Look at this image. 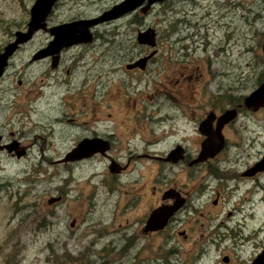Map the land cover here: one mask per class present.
Returning <instances> with one entry per match:
<instances>
[{"label": "flooded vegetation", "instance_id": "obj_1", "mask_svg": "<svg viewBox=\"0 0 264 264\" xmlns=\"http://www.w3.org/2000/svg\"><path fill=\"white\" fill-rule=\"evenodd\" d=\"M238 3L242 7L240 0L235 4ZM156 6L164 9L159 12L164 16L166 29L173 26L179 34L184 27L197 25L204 31V49L208 51L216 44L218 51L215 55L222 53L224 56L229 38L218 37L217 34L228 25L224 18L230 12L236 13L231 11V0H163L155 2L146 11H141L140 6L108 21L122 20L117 27H128L129 31L136 32L133 41L124 47L117 45L120 50L113 57L108 55L110 53L106 48H101L102 44L108 43L106 38L100 46L95 43V26L92 28V42L63 48L54 66L50 56L30 60L33 53L46 44L35 48L27 59L25 65L48 63L41 87L47 84L51 94L59 96L58 106L54 105V108L60 114L53 117L48 133L33 136V141L39 137L49 140L50 145L56 140L57 154L44 157L50 165L58 164L66 172L61 176L58 174L60 171H51V182L58 184L55 186L57 196L51 197L60 199L47 203L56 206L62 202L67 195L71 173H86L80 182L86 188L82 191L86 204L93 208L98 204H111L115 211L112 219L117 215H127L124 219L126 225L132 222L130 230L111 237L115 264H122L123 260L127 264H197L200 258L209 257L211 252H217L224 264H250L264 250V224H256L262 218L260 204L264 202V170H252L264 156V148L256 147L262 126L250 121L249 116L260 113L264 107L250 109L245 106L244 99L264 81V69L260 70L261 78L246 95L233 97L229 73L221 59H216L222 62L216 69L214 56L211 58L208 53L204 57L206 67L200 66L198 59L184 58L182 61L178 58L177 42L187 36L159 43L158 32L153 27L156 30V45L150 47L138 43V31L152 27L145 22V17ZM192 18L195 19L193 24ZM263 41L264 38L258 45L264 57ZM77 47L83 50L70 53ZM187 48L183 45V49ZM21 49L22 45L16 52ZM152 51L153 55L144 63L132 66ZM89 52L99 56H95L92 64L85 59ZM188 55L189 52H184L183 56ZM11 61L0 78V85L12 75L9 73ZM210 62L213 69L208 73ZM20 71L16 69L13 72L16 74L13 76L15 87L10 86L6 90L1 86L0 90L7 92L15 89L14 97H18V86L23 83ZM212 80H215V86L211 84ZM13 103L18 114V98ZM23 109L27 110L26 107ZM226 110H234L235 114L221 127L223 148L214 156L199 161L201 142L206 138L199 126L207 119L209 127L215 130ZM56 123L60 126L54 128ZM22 140V135H18V126L8 136L0 132V153L22 158L28 154L30 147ZM86 140L88 144L83 148V156L66 160L67 155ZM218 173H223V177ZM2 174L0 198L3 193L7 197L16 195L17 199L14 218L8 220L11 223V220L18 221V188L6 179L5 173ZM213 177L221 180V193L209 183L208 179ZM207 190L214 195L212 203L217 205L222 199L225 208L224 232L221 235L197 232L199 198ZM124 196H127L125 202L120 200ZM175 204L176 208L162 226L163 219L152 224L156 226L147 227V221L156 209ZM201 215L209 217L206 211ZM80 220L86 221L85 218ZM75 222L73 219L70 225L74 226ZM94 223L87 221L83 225ZM45 224L51 230L57 225L51 221ZM8 236L17 246L18 222L9 228ZM7 240V237H0V241ZM215 241L220 243L217 247H213ZM180 248L185 253L184 259H180ZM246 253L249 254L244 259L242 255ZM11 259L18 264V251ZM9 260L0 255L1 264Z\"/></svg>", "mask_w": 264, "mask_h": 264}, {"label": "rangeland", "instance_id": "obj_2", "mask_svg": "<svg viewBox=\"0 0 264 264\" xmlns=\"http://www.w3.org/2000/svg\"><path fill=\"white\" fill-rule=\"evenodd\" d=\"M33 1L0 0L1 48L12 40L14 31L25 29L29 19V8ZM119 1L58 0L47 22L48 25H52L78 18L93 17L101 13L102 9L109 8ZM237 1L231 0V11H236V13L230 12L224 18L228 25L217 34L218 37L229 38L224 56L222 53L219 56L215 55L218 51L216 44L208 48V51L204 49L202 45L204 31L197 25L193 28L184 27L179 34L176 33L173 26L166 29L163 23L164 16L159 12L164 9L159 6L152 9L151 13L145 17V22L157 30L159 43L173 42L176 37L187 36L185 40L177 42V55L179 59L182 58V61L184 58L198 59L199 65L206 67L204 64L207 62L204 57L208 53L211 58L214 56V68L218 69V64L223 62L229 73L230 92L233 97L246 95L254 87L256 81L261 78L260 70L264 69V57L260 45H258L264 38L261 36L264 34V0H240L242 7L239 6V3L235 4ZM194 20V18L191 19L192 24ZM121 21L99 24L95 28V43L100 46L102 42H105L103 38H106L109 44L104 43L101 48H106L110 57L116 55L120 47H124L126 43L135 39L136 32L129 31L128 27L116 26ZM16 24H21V26L16 27ZM8 32H12V36H9ZM50 39L51 36L48 32L42 30L36 32L27 44L22 45L20 52L13 55L9 69V73L12 75L0 85V87H6V90L10 86L15 87L14 77L16 74L13 72L16 69L21 70L20 74L23 75L19 76L23 83L18 86V97H14L17 92L15 89L7 92L0 90V132L8 136L9 132L15 131L18 126V135H22V142L30 144L28 154L20 159L0 153L1 175L5 173L6 179L11 180L18 188V221L11 220V223L8 221L10 218H14V209L17 207L16 195L7 197V194L1 193L0 237H7L11 241L8 236L9 228L14 227L18 222V244L16 246L14 241H11L12 243L8 240L0 241V255L9 260L15 258L18 251V264H115L112 250L114 241L111 237L112 235L115 237L119 232L130 230L129 225L132 222H128L126 225L124 219L127 215H117L115 219H112V214L115 211L111 208V204L106 206L98 204L95 208L86 204L83 198L86 188L80 183L86 173H71L66 188L67 195L63 197L62 202L56 206L47 203L49 197L57 196L55 186L58 184L51 182V171L54 169L60 171L58 174L61 176L66 175V172L58 164L50 165L51 163L44 157V155L49 157L53 153L57 154L56 140L50 145L49 140L39 137L33 141V136L48 133L53 117L60 114L58 109L54 108V105L58 106L59 96L52 95L51 88L47 84L41 87V79L46 78L43 73L46 74L49 67L46 61L30 65H25V63L35 48L47 44ZM121 44L122 46H120ZM117 45L120 47L117 48ZM183 45H187L188 48L183 49ZM82 50L77 47L70 53ZM92 51L95 52L94 49ZM184 52H189V55L184 57ZM95 56L99 57L96 53L94 56L91 52L86 54L87 63H94L92 60L95 59ZM117 56L120 57L121 54L118 53ZM216 59H221L222 62H218ZM212 64L210 62L207 66L208 73L213 69ZM204 76L207 78V75ZM46 81L47 79L44 80V83ZM211 82L215 86V80ZM15 98H18V114L15 103H13ZM23 107H26L27 110ZM33 109L36 110L33 111ZM249 118L250 121H255L262 126L261 136L256 147L264 148V108L260 113L250 115ZM59 126L57 123L53 124L54 128ZM218 175L223 177V173H218ZM179 177L182 178L181 175ZM17 180L18 182H16ZM208 181L211 185L216 186L221 193L223 188L222 184L220 188L221 180L213 177ZM126 199L127 196H124L120 200L125 202ZM199 199L197 232L221 235L224 232L223 222L225 221V208L222 199L219 204L214 205L212 203L214 195L211 190H207ZM205 211L209 217L201 215ZM260 211L262 218L256 223L257 226L264 224V202L260 204ZM81 218H85V222L95 221L96 223L84 226L85 222H82ZM73 219L76 222L74 226H71L70 223ZM194 219H196V215ZM48 221L57 223L54 230L45 224ZM119 224L122 226L120 227ZM55 236L59 238L54 239ZM219 244L218 241H215L213 247H217ZM182 250L180 248L182 252L180 259L185 257ZM248 254H243L242 257L247 259ZM200 259L197 264H224L217 252H211L209 257ZM234 261L237 262V259ZM125 262L123 260L122 264H127ZM6 264H14L13 259Z\"/></svg>", "mask_w": 264, "mask_h": 264}, {"label": "water", "instance_id": "obj_3", "mask_svg": "<svg viewBox=\"0 0 264 264\" xmlns=\"http://www.w3.org/2000/svg\"><path fill=\"white\" fill-rule=\"evenodd\" d=\"M57 1L58 0L33 1L29 8V19L26 23L25 29H18L14 31L12 40L7 42L0 50V78L9 63V60L17 51L19 46L29 42L33 38L34 34L40 30L48 32L51 39L44 47L36 50L30 60L34 61L50 56L52 58V66H54L58 59V54L63 48H67L75 44L92 42V28L95 26L119 18L130 11L136 10V8L140 6H142L141 11H146L155 2H161L163 0H147L146 3H144L145 0H120L96 16L78 18L62 23L48 25L47 19ZM136 40L138 43L154 47L156 45V30L153 27H147L144 30H140L137 33ZM262 51L264 53V41L262 43ZM153 53L154 52L152 51L149 55L137 60L132 66L141 65V63H144L146 59L153 55ZM244 104L253 110L259 107H264V81L252 92L248 93L247 96H245ZM234 114V110H226L224 114L220 116L219 123L217 124L215 130H212V128L209 127L207 119L201 123L199 130L206 136V138L201 142V149L198 158L199 161H203L208 157L214 156L223 148L224 138L221 133V127L225 122L231 120ZM87 144V140L79 143L78 146L67 155L66 160L81 158L83 156V148L86 147ZM20 155L21 153L18 152V156ZM252 170H264V156L256 163ZM59 199L60 197H51L47 201L48 203H52L58 201ZM175 208L176 204L174 206L156 209L150 215L149 220L147 221V227L150 228V225L157 222L159 223V221L163 219V222L160 225L162 226L171 214L172 210L174 211ZM250 264H264V250L258 254Z\"/></svg>", "mask_w": 264, "mask_h": 264}, {"label": "trees", "instance_id": "obj_4", "mask_svg": "<svg viewBox=\"0 0 264 264\" xmlns=\"http://www.w3.org/2000/svg\"><path fill=\"white\" fill-rule=\"evenodd\" d=\"M18 26H21V24H16V27H18ZM8 35L9 36H12V32H8ZM261 36H264V34H261ZM2 48H1V46H0V50H1Z\"/></svg>", "mask_w": 264, "mask_h": 264}]
</instances>
